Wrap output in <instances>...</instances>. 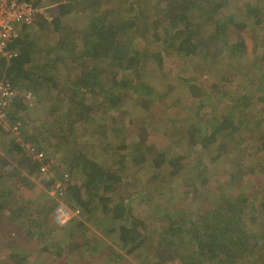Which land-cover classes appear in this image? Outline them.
<instances>
[{
    "label": "trees",
    "instance_id": "1",
    "mask_svg": "<svg viewBox=\"0 0 264 264\" xmlns=\"http://www.w3.org/2000/svg\"><path fill=\"white\" fill-rule=\"evenodd\" d=\"M32 1L40 6L39 0ZM53 1H58L52 22L53 31L60 25H66L72 14L82 11L85 23L81 31L82 45H76L72 39L63 44L61 42L57 48L59 53L54 55L56 51L52 49L53 44L42 46L38 41V34L27 33L15 42L19 51L16 57L10 60L0 59V75L20 91V99L15 103L11 117L22 123L21 131L26 139L33 141L31 138L36 136L33 129L35 120L47 115L53 120L59 118L58 123L51 120L45 124L47 131L60 129L65 135L63 142L57 145L58 149L74 143L76 130L69 128V120L89 127L92 124V111L96 110L99 99L104 102L100 89H104L105 84L109 85L108 82L111 89L107 105L115 106L117 114L123 117L122 106L127 103V94L130 98L141 94V102L145 99L140 92L148 89L140 87H147V84L139 79L144 76L143 70L154 65V71H159L165 56H180L192 68L188 74L183 75V70L167 81L168 89L180 88L179 92L171 93L172 98L176 99L173 104L177 106L180 101L188 98V102L195 103L197 107L194 112L187 109L181 114L177 112L166 118V122L172 123V131L179 127L175 131L179 134L165 130L163 135L167 138L171 136L173 144L168 143L155 150L147 143L145 132L139 134L137 141L133 139L129 144H123L119 139L118 129L115 130L114 115L99 113L98 124H104L107 130L115 134L118 143L113 148L122 151L125 156L117 163H124L127 159V164L140 168L138 170L145 174H151L155 170L157 183L159 180L156 176L164 170L165 175H169L171 192L163 200L172 202L175 199H188L186 206L189 211L181 207L175 214H163L160 219L163 227L161 231L155 227L147 228L143 218L133 214L130 200L126 203L121 196L120 199H112L119 185L124 182L126 184L128 177L109 171L108 161L84 159L85 181L83 184L80 182L69 186L64 199L70 194L71 202L80 207L81 216L87 217V223L93 225V219H89L92 215H95L97 223L80 234L82 243L75 247L84 251L88 260L97 261V264H122L121 258L124 255L137 254L144 257L153 248L155 252L148 256L144 264H264V158L258 161L249 148L252 143L258 142L259 148L264 149V108L260 112L256 102L257 99L264 102V89L261 88L259 96H255L258 92L255 83L260 75L264 76V72L256 78L249 71L240 75L239 82L243 84V88L237 87L240 96L236 101L229 102H223L219 94L227 91L234 93L236 88L229 84L230 78L227 80L223 77L214 82L205 77L197 83L198 76H194L197 72L199 75H207L213 64L222 60H225L226 71L233 70L234 73L238 71L237 68L241 69L248 64L244 58L250 60L253 57L254 62L258 57L263 66L264 55L254 57V53L245 54L247 44L242 31L250 27L254 32L256 27L262 26L264 9L259 8L258 4L255 8L247 4V11L241 13L248 20L244 24L239 14L228 13L227 0ZM248 6L251 9L248 10ZM216 12H221L219 18L207 16ZM73 21L77 23L76 18ZM39 22V28L47 35L49 32L54 33L48 28L46 20L39 19ZM197 35L205 40L206 53L201 58L196 57L199 46ZM143 38L145 43L151 44L149 58L146 60L134 56L128 47L135 39ZM220 41L222 44H219ZM215 45L222 49L219 52H209V48H215ZM141 55L142 53L139 54ZM86 58L92 63L97 61L101 68H94L98 70L94 72L93 68L79 62ZM149 69H153L152 66ZM176 77L177 80L174 79ZM138 83L141 84L139 88ZM127 85L126 93V88L120 87ZM203 85L204 91L201 90ZM118 89H122L119 90L121 93ZM27 94L31 98L25 103L23 98ZM250 97L254 98L248 100ZM167 98L168 95H160L154 89V109H160ZM188 102L185 105L190 106ZM205 107L210 109L211 121L204 120L201 123V118L196 117ZM22 108L25 109L22 111L24 113H20ZM125 109L124 112L131 115L133 112H142L135 107ZM59 111L61 115L57 113ZM27 120H30L32 132L24 124ZM247 136L249 139L246 147L240 138ZM174 142L179 143L180 152L173 151ZM13 145L9 150L15 152L12 156L14 162H0V214L6 212L9 216L18 217L21 228L26 230L29 237H33L43 234L39 231L43 228L41 218L33 203L17 199L13 192L19 186L17 177L22 172L26 173L22 176L25 179L37 174L38 163L21 155L18 147L14 143ZM188 146H198L206 153L213 150L216 153L208 157L209 163L208 160L203 164L197 161L193 165V169L198 167L196 165H201L198 178L194 179V175H191L187 177V181L179 184L173 175L181 168V162L186 157L185 147ZM107 148V145H103L99 154L106 156ZM63 161L66 165L62 172H66L70 159L64 155ZM217 162L229 171L230 180L235 182V190L232 188L222 192L211 185L212 165ZM53 167L57 173L61 172L60 168H56L59 167L57 163L54 162ZM142 167L145 170H141ZM258 189L260 197L257 195ZM156 191L159 195L163 194L158 186L155 187ZM157 203L155 200V205ZM53 209L54 207L52 211ZM99 220L102 221L101 224ZM83 223L85 222L78 218L70 226L77 229ZM28 225L30 226L27 227ZM110 240L117 243V249L113 246L103 249ZM51 248L52 244L41 250L47 252ZM57 249L58 251L51 252L52 258L60 260L75 254L67 247ZM29 256L11 249L1 263L34 264ZM51 263L47 261V264Z\"/></svg>",
    "mask_w": 264,
    "mask_h": 264
},
{
    "label": "rangeland",
    "instance_id": "2",
    "mask_svg": "<svg viewBox=\"0 0 264 264\" xmlns=\"http://www.w3.org/2000/svg\"><path fill=\"white\" fill-rule=\"evenodd\" d=\"M120 1V0H119ZM123 1V0H121ZM256 1V2H254ZM258 1H260L258 3ZM40 6L44 8V11L46 12V18L44 15H41L37 20H35L32 24H24L20 27L19 29V35L18 38H22L25 34L27 33H34L35 35L38 36V41L40 42V45H47L50 46L53 44L52 49L55 50L54 55L58 54L59 51L57 50L58 46H60L59 43L62 42H69L70 39L72 41L74 40L75 44H80L82 45V36L83 34L81 33L82 29L85 26L84 20H83V13L82 11L79 10V12L72 14L73 16L68 17L67 19V24L66 25H60V27L57 28L56 31H53L52 29L54 28L53 25V20L55 17V11L57 10V3L58 1H53V0H39ZM228 3V13H233V14H239L240 19L246 24L248 23V20L241 15L242 12L247 11L246 6L249 4L251 7H256L258 4V7L261 8L262 10L264 9V0H227ZM253 4V5H252ZM248 6V10L251 9V7ZM212 14V13H211ZM207 15L208 17L212 16L214 18H219V14L221 12H216L214 15ZM43 16V17H42ZM77 19V23L73 21V19ZM39 19L46 20L48 24V28L53 31L54 33L49 32V35L42 31V29L39 28ZM263 25L256 27V31L250 30V27H245L242 31V36L245 38L246 44H247V49L245 51V54L247 53H254L255 56L262 57L264 55V18L262 20ZM81 34H79V33ZM16 39V40H17ZM197 40L199 41V46L197 49V58L204 57L206 53V49L204 47L205 40L200 36L197 35ZM58 41V42H57ZM16 42V41H15ZM57 42V43H56ZM145 39H135L132 43L128 45V47L131 49L130 52L136 56L137 58L141 60H146L149 58V53H150V48L151 44L150 43H145ZM55 43V44H54ZM219 44H222L220 41ZM15 45V43H14ZM17 47V46H15ZM222 47H217L215 45V48H209V52L214 53V52H219ZM19 53V51H18ZM56 53V54H55ZM142 53L141 56L139 54ZM18 55V54H17ZM240 57L242 55H239ZM244 57V56H243ZM164 63L159 71H154V65L152 66L153 69H149L147 67L145 70H143L144 76L142 78H139L140 81H144L147 84V87L143 85L140 87L141 84H139L138 88L142 89H148L145 91H141L140 93L143 94L145 99H142L143 102H141V94L137 95L135 98H130L128 94L126 95V101L127 103L123 104L122 106V114L123 117L118 113L116 107H111L107 105V99L110 93L111 85L110 82L109 85H104V89L101 88L99 91L102 93L101 99L104 102H101L99 99L98 105L95 111H92V124L89 127H84L82 124H76L73 123L71 120H69L68 125L71 130H76V138L75 142L69 143L67 145H63L64 147H61L58 149V144L62 143L65 135L61 133L60 129L54 130L52 132L47 131L45 124H48L49 121H53L55 123H58L57 119H50L49 116H41L35 120L34 123V131L35 135L31 138L33 140L32 142L35 144L37 148H41L40 150H43V152L46 154L48 158H51L55 163L59 165L61 172L60 173H65L66 175V181H68V188H66V192L68 193L69 191V186H72L75 183H82L85 181V175L84 173V166L85 163L82 162L84 159H93L96 162H99L101 160L108 161V164L110 166L111 172L122 175V177L127 178L128 180L124 183H121L119 188L116 190V192L113 194V200L120 199L119 196L123 198V200L127 203L129 200L131 201V208L133 214L143 218L145 221V224H147V228H156L158 231H161L163 227L161 224L160 219H162V215L167 213L166 216L171 214H175L178 212L179 209L185 208L187 209V200L186 199H175L172 202L169 201H164V197L168 196V194L171 192V187H170V182L169 180V175H165L164 170L160 172V175L156 176L158 178L159 182L157 183V179L155 181V170L151 172V174H145L143 171H139L135 166L132 164H127V159L124 161V163H117L118 160L124 159L125 156L122 151L116 150L113 148L116 143H118L117 139L115 138V134L111 133L107 128L105 127L104 124H98V117L101 115L99 113L106 112L109 115H114L116 118L115 120V130L118 129L119 131V139L122 140L123 144H129L131 140H138L139 139V134L141 132H145L147 135V143L149 146L155 150L157 147H165L168 143L173 144L172 141H170V137L167 138V136H164V132L170 131V133L175 134L177 130H179V127L177 129H174L175 131H172V123L166 122V118L172 114H175L178 112V114H181L183 111H186L188 109L189 112H194V110L197 108L195 103L190 104L187 99H183L178 103V105H174L173 102L176 101V99L172 98L171 93H177L179 92L180 88L177 89H168V83L167 81L172 80L174 76L180 73V71L183 72L184 74H188L191 71V65L187 61H184L183 58H180V56L172 55V56H165L164 57ZM248 63L246 66L241 67V69L237 68V72H229L226 71L225 69V64L224 61L222 60L221 62H217L213 64L211 70L209 73L205 76L204 75H199L198 72L194 74V76H198L196 82H200L201 79H204L207 77L209 80H214V82H217L222 80L223 77H225L229 84L234 86L236 90L234 91L233 94L227 92H221L219 94L220 99L223 102H229V101H236L237 97H239V92L237 91V87L243 88L242 83L239 82V76L242 75L244 72L247 73L248 71L251 72L255 78L260 75V73L264 72V65L261 66L262 60H258V57H256L255 61L253 62V57L250 58V60H247V58H244ZM70 59H67L69 61ZM80 60V59H79ZM80 63H84V65H87L88 67L90 66L93 68V71L96 72L98 70L94 68H99L100 65L96 61L95 63L89 62V60L86 58L83 61H79ZM101 68V67H100ZM263 68V70H261ZM186 69V70H185ZM258 71V73L256 72ZM66 76V75H64ZM236 76V78H235ZM131 77V76H130ZM134 78V76H132ZM177 80V77L174 78ZM234 81V83L232 82ZM262 82V83H261ZM255 86H258V92H256L255 96H259L258 93L262 89H264V76L260 75V78L257 79V82L255 83ZM122 89L126 88V93L128 90V85L127 87L122 86L120 87ZM204 91V85L201 87ZM122 89H118V92L121 93ZM151 91H150V90ZM154 89L160 94H166L168 95V98L166 101L163 102V106L160 109H154ZM222 91L224 88L221 89ZM150 93V94H147ZM214 94V92H213ZM217 96V98H219ZM250 97L248 100H250ZM189 103L190 106L185 105V103ZM257 104V109L260 111L261 109L264 108V102L260 101L259 99L256 100ZM172 104L175 106V108H172ZM167 106V107H166ZM121 107V106H120ZM131 109L132 107H135L136 110L142 111L141 113H132L128 114L127 112H124L126 110L125 108ZM25 109H20V113H24ZM94 112H97L99 115H95ZM262 112V111H260ZM59 115H61V112H57ZM34 119V117H32ZM201 118V123H203L204 120H209L211 121L210 118V109L208 107H205L202 109L196 119ZM30 121V120H29ZM29 121H25L24 123L27 127V129L30 130V123ZM108 122H111L110 119L107 120ZM170 125V127H169ZM205 129L207 126H204ZM23 128V126H22ZM243 131V129H242ZM244 134V132H242ZM171 134V135H172ZM179 134V133H177ZM24 135V134H23ZM254 135V133L252 134ZM184 136V135H183ZM242 136V135H241ZM231 139V138H230ZM249 139V137H242L240 138L241 143L246 146L248 143L246 141ZM27 140V139H26ZM102 140V142H100ZM136 140V141H137ZM66 142H68L66 140ZM229 143V142H227ZM232 143V142H230ZM10 144V145H9ZM174 148L173 151L175 152H180L181 149L178 147V142H174ZM242 144V145H243ZM14 146L12 143V140H10V137L8 136H0V162L2 161L3 163L5 160L7 161L8 157H12L15 152L12 150H9L10 146ZM58 145V146H57ZM107 145V151L106 156L105 155H100L99 153L101 152V147ZM258 142L252 143V145L249 147L250 151L252 152L251 154L256 155L254 156L258 161L260 159L264 158V149L261 147L259 148ZM234 146V145H230ZM247 147V146H246ZM185 155L186 157L182 160L181 162V168L177 171V173L173 176L176 177V183H184L187 181V177L194 175L193 178H198L197 174L201 169V165H196L195 169H193V165L198 162H202V164L208 160V157L210 155H214L215 152H209L206 153L203 148L198 147V146H188L185 147ZM239 149H242L239 147ZM60 151V152H59ZM104 152V151H103ZM2 155H5L6 158L1 160ZM64 155L68 156V159H70V164L67 166L66 172H62L63 168L65 167V162L63 161ZM259 157V158H257ZM18 159V158H17ZM209 163V160H208ZM221 163V161H220ZM127 164V165H126ZM212 175L211 178L212 182L211 185L214 188L220 189V191H227L228 189H236L235 183L232 179L230 180V173L227 170L225 166L219 165L218 162L215 163V165H212ZM55 167H53L54 169ZM198 168V169H197ZM123 169V171H121ZM168 167H166L165 171H167ZM58 170V169H56ZM141 170H145L143 167ZM123 172L125 174H123ZM33 176L30 177L27 180H30L25 186L27 187H38L39 193L37 194V197H39L36 201H29L26 198L24 199L22 197V194L20 193L19 187L16 188V190L13 192L14 196L21 200L24 199L27 202H31L34 204V208L36 209V212L38 213L39 217L41 218V223L43 225V228L39 231L43 232V234H39L31 237L28 241V246L29 248L34 249L35 251L31 254V251H27L26 253L30 255L36 256V260H38L37 264H47L46 259L49 257L47 252L51 253L53 251H58V247L65 248L67 247L70 252H74L75 254L72 255L69 258L65 259H58V258H49V262H56V264H81L85 263L87 264L88 262H91L92 264H97L98 262L93 260L87 259V256L85 255L84 251L78 250L75 246L77 244H81L82 240L80 238V234L83 231H86L87 228H92L93 225H96L97 221L94 218L95 215L90 216L89 219H93L91 224L87 223V217L81 216V212L78 216L80 220H83L85 223L82 224V226H79L77 229H74L70 226V224L73 222L71 220L69 223H67L64 226H58L55 223H52V208L55 206L57 202V196L56 192H53V189H48L46 184L47 180H49L48 176H45L42 178L37 176L38 174L35 173L32 174ZM154 175V176H153ZM13 180V179H11ZM254 180V179H253ZM169 182V183H168ZM158 186L159 188L162 189V195L158 194V191L155 192V187ZM28 189V188H27ZM31 190V189H30ZM253 190V188H252ZM259 191L258 189V196H259ZM65 192V193H66ZM17 194V195H16ZM26 197L29 199V195L25 194ZM66 195V194H65ZM260 197V196H259ZM71 195L68 194L67 202L70 204L71 203ZM159 199V200H158ZM155 200L157 205H155ZM167 208V209H166ZM185 211V210H184ZM159 213V214H158ZM95 214V213H93ZM25 216V215H24ZM20 216V217H24ZM162 216V217H161ZM261 216V215H260ZM161 217V218H160ZM262 218H264V215H262ZM102 223V221L99 220V223ZM100 223V224H101ZM160 224L159 226L156 227V225ZM97 233H99V230H95ZM260 232L262 233V230L260 229ZM74 236V237H73ZM96 241V239L94 240ZM52 244V248L49 251H43L45 246H50ZM108 246H113L115 249H117V243L114 244L113 240H110L108 245L103 246V249H107ZM28 248V249H29ZM36 248V249H35ZM30 250V249H29ZM78 250L77 252H75ZM155 252V248L150 250L148 253V256ZM84 254V255H82ZM96 254V253H95ZM142 254V253H141ZM45 255V256H42ZM41 256V257H40ZM97 256V255H96ZM148 256L145 255L144 257L137 256V254H132L130 256L124 255V258H121L122 264H144L145 261L148 259ZM176 256V255H175ZM28 257V258H29ZM27 258V259H28ZM32 260L34 258H31ZM176 262L178 263V260L175 258Z\"/></svg>",
    "mask_w": 264,
    "mask_h": 264
},
{
    "label": "built area",
    "instance_id": "3",
    "mask_svg": "<svg viewBox=\"0 0 264 264\" xmlns=\"http://www.w3.org/2000/svg\"><path fill=\"white\" fill-rule=\"evenodd\" d=\"M41 15L47 17L44 8L35 5L32 0H0V59L10 60L17 56L18 49L14 43L18 38L20 27L24 24H32ZM19 93L16 87L0 75V136L10 137L21 155H26L38 163L37 176L49 177L46 186L48 189H53L57 196V202L52 211V221L58 226H64L71 220L78 219L81 209L64 199L66 188H68L67 174L54 171V161L33 142L26 140L21 131L22 123L11 117L15 103L20 99ZM30 98L31 95L27 94L23 100L28 103ZM2 156L6 158L5 155ZM7 161L13 163L14 158L8 157Z\"/></svg>",
    "mask_w": 264,
    "mask_h": 264
},
{
    "label": "crops",
    "instance_id": "4",
    "mask_svg": "<svg viewBox=\"0 0 264 264\" xmlns=\"http://www.w3.org/2000/svg\"><path fill=\"white\" fill-rule=\"evenodd\" d=\"M25 174L26 173L22 172L21 175H19L16 179L19 185L18 187L20 193L22 194V197L24 199L26 198L29 201H36L39 198L37 197V194L39 193L40 189L38 187L30 188L25 186L30 181L22 177ZM30 177H32V175ZM25 194L29 195V199ZM20 223L21 221H19L18 217L9 216L6 212L0 214V264H3L1 263V261L8 256V254L11 252V249L17 250L18 252H20V254H24L27 251H31L32 254L35 251L34 249L29 248L28 241L31 237H29L25 229L21 228ZM29 226L30 225H28L27 227ZM47 254L49 255V257L46 259V261H49V258L52 256L49 252ZM31 258L34 259L32 260ZM36 258V256L32 255L30 257V260L33 261L34 264H37L38 260H36ZM53 264H56V262H54Z\"/></svg>",
    "mask_w": 264,
    "mask_h": 264
}]
</instances>
